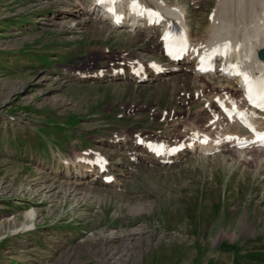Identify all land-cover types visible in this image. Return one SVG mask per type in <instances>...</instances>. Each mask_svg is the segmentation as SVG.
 Wrapping results in <instances>:
<instances>
[{"label":"rangeland","instance_id":"rangeland-1","mask_svg":"<svg viewBox=\"0 0 264 264\" xmlns=\"http://www.w3.org/2000/svg\"><path fill=\"white\" fill-rule=\"evenodd\" d=\"M91 1L0 0V264H264V149L187 151L169 164L130 157L113 140L122 131L178 143L193 129L213 133L216 115L246 132L194 96L210 84L203 76L74 80L122 49L164 60L143 36L130 42L83 12ZM215 1L166 0L181 5L192 39L205 38ZM210 78L207 92L238 99L234 82L221 92L225 80ZM89 150L106 154L117 187L72 176L74 153Z\"/></svg>","mask_w":264,"mask_h":264},{"label":"bare ground","instance_id":"bare-ground-1","mask_svg":"<svg viewBox=\"0 0 264 264\" xmlns=\"http://www.w3.org/2000/svg\"><path fill=\"white\" fill-rule=\"evenodd\" d=\"M95 1L96 0H92L90 9H85L83 12L87 14L90 10L94 11ZM117 1L122 5L132 4L134 9H138V13L135 14V18L133 17L131 23L126 25L122 24L117 27L113 26L111 22V18L113 19V17H108L107 14H104V18L102 20L108 22V31L116 30L115 35L120 36L122 33L121 29L124 28L128 32L133 33V35L130 36V42L135 41V38L138 36H143L144 39H148V41L152 43L153 49L156 53L163 55L164 41L161 39L162 35L169 27L178 34V26H180L182 28V33L187 36L191 45L189 56L184 58L182 63L155 62L164 70V74H155L151 66L152 60H144L141 57H134L131 51L122 49L120 50L122 53L118 55L119 60L116 63L109 65L108 67L93 70V72L78 73L74 80H83L84 78L89 77L96 78L106 75L114 79L123 78L137 83L143 79L151 81L161 78L165 79V77L170 75H174V80H176L179 77L178 74L181 72L184 73L183 77H185V74H188L193 76L194 79L199 80V78L202 77L201 74L204 73H202L201 68L197 69L198 60H200L202 56H204L211 49L222 43H228L230 46L227 54H219L216 56L215 60L218 61L217 66H224L225 62H227L228 64L235 65L240 69H245L242 72L251 73L254 78L264 72V57L262 59H258L256 57L257 52L264 47V0H216L214 9L212 8L213 12L211 11L210 13L209 24L205 29L206 33L204 39H192L191 29L188 24L186 13L179 3L178 5L168 4L166 0ZM75 7L77 8L73 11H78V8L83 7V5L80 1H77V5ZM104 10H107V7H105ZM148 10L156 11L159 15L158 18L149 21L141 17L145 11ZM139 18L141 19L139 20ZM135 20L137 21L136 24L133 27H130L133 25ZM191 61H195V63L190 65ZM135 69L138 70L135 71ZM99 73L103 74L99 75ZM213 74L214 73L210 72L208 75L203 76L208 82H210V84L208 83L209 85L207 84V86H205V84L200 83V86H198L199 89L195 90V92L193 91L195 94L194 96H198L200 102L205 103L207 106H210L211 101H215V99H222L226 103L230 104L234 103L236 104V109H239L242 112L243 122L247 121V123L251 124L256 130L264 131V127L259 123L262 119H264V114L258 113L244 105V88L240 87V89H233L234 92L239 95L238 99L231 97V95H227L228 93L218 95L207 92L208 88L216 87L215 85L211 86L213 82L208 80L211 79L210 76L213 77ZM118 75H121V77ZM215 76L220 80H225V84H227L226 86L219 81L216 83L218 88L221 89V92L226 88H231L232 82L229 80L232 79V77L230 75L215 73ZM240 80L241 76L238 77L236 82H239ZM161 83L162 82L160 81V84ZM198 97L196 99H198ZM217 121H208V125L211 126L213 133L210 132V134L207 131H204V129H195V131H193L194 129L192 128L193 130L189 132V135L186 136L183 141L178 143H175L176 141L170 142V139L164 140L160 139L161 137L149 136L150 134L147 136H141L137 133V135L125 134V131L116 134V136L113 137V140L119 142L118 138L123 139V147L127 154L130 157H133V159L137 162L147 161L149 163H174L186 154L187 151L188 154H190V152L210 153L219 149L221 146H232L234 149L238 150V155L241 156L243 149H238L236 144L241 141L242 138L237 137L238 135L230 133L232 130L228 131L227 128L218 124L220 121ZM173 122L174 120H169L170 124H173ZM204 137L207 139L205 140L206 142L202 143L200 139ZM151 142H157L164 145V150L158 158L155 157V151H151L148 147ZM179 145H184V150L178 154L173 153L172 150ZM254 147L255 146L251 144V146H247L246 148ZM256 149L258 152L263 151V149ZM106 158V154L100 151L89 150L86 152H75L71 164H69L73 167L71 174L72 176L79 178L88 177L90 175L93 176L92 180H94L96 184L105 185L104 181H106L108 177L112 176L114 179L115 176L110 171V168L106 167L105 171H101L94 165V163L100 159ZM114 182L115 179L110 183L109 187H117L115 184L113 185ZM26 216L28 218H32L33 212H27ZM29 228L30 225L24 227V229L27 230Z\"/></svg>","mask_w":264,"mask_h":264},{"label":"snow or ice","instance_id":"snow-or-ice-1","mask_svg":"<svg viewBox=\"0 0 264 264\" xmlns=\"http://www.w3.org/2000/svg\"><path fill=\"white\" fill-rule=\"evenodd\" d=\"M101 2H103V0H101ZM222 48L226 53L229 48V45L225 44L222 46ZM220 50L221 49H217L215 51H220ZM238 74L243 75L245 78L246 87L248 89L247 95L249 98V102L254 103L255 106L257 107L264 108V79L261 80L260 87L258 89H254L253 82L249 80L246 74L244 73H238ZM245 123L247 125V121H245ZM247 126L251 128V125H247ZM257 136L262 141H264V134L257 133Z\"/></svg>","mask_w":264,"mask_h":264},{"label":"trees","instance_id":"trees-1","mask_svg":"<svg viewBox=\"0 0 264 264\" xmlns=\"http://www.w3.org/2000/svg\"><path fill=\"white\" fill-rule=\"evenodd\" d=\"M45 60H46V59H45ZM45 60H44V61H45ZM42 62H43V61H42Z\"/></svg>","mask_w":264,"mask_h":264}]
</instances>
